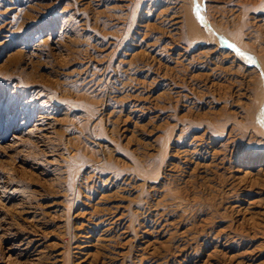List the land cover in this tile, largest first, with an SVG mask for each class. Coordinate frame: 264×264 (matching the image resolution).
<instances>
[{
    "label": "rangeland",
    "instance_id": "rangeland-1",
    "mask_svg": "<svg viewBox=\"0 0 264 264\" xmlns=\"http://www.w3.org/2000/svg\"><path fill=\"white\" fill-rule=\"evenodd\" d=\"M187 1L0 0V264H264V0Z\"/></svg>",
    "mask_w": 264,
    "mask_h": 264
},
{
    "label": "bare ground",
    "instance_id": "bare-ground-1",
    "mask_svg": "<svg viewBox=\"0 0 264 264\" xmlns=\"http://www.w3.org/2000/svg\"><path fill=\"white\" fill-rule=\"evenodd\" d=\"M186 2V1H185ZM187 2H189L188 4H189V15L191 14V10H192V6L194 5V4H198V5H201V0H188ZM197 5V6H198ZM203 5V4H202ZM194 7H196V6H194ZM193 7V8H194ZM197 8V7H196ZM202 9V8H201ZM201 9H200V11H201ZM194 10V9H193ZM195 12V11H194ZM198 13H199V15H200V12L199 11H197ZM196 12V13H197ZM192 15H193V12H192ZM192 15H190V17H189V23L191 24L190 25V35H201V37H204V39H205V41H206V43H211V44H217V42H218V40L216 39V38H210V37H208L207 36V34L205 33V31L204 30H202V29H200V28H198V26L196 25V23H195V20H194V18L192 17ZM197 15V14H196ZM196 15H193L194 17H196ZM198 16V15H197ZM203 16V15H202ZM199 17V16H198ZM197 18V17H196ZM202 18H204V16L202 17ZM201 18V19H202ZM200 19V20H201ZM203 20V19H202ZM197 21H199V18H198V20ZM204 21V20H203ZM202 21V22H203ZM180 22L181 21H178L177 23H175V25H179L180 24ZM209 22V21H208ZM212 24V27H213V30L215 31V34L216 35H219L220 37H223V38H228V40L229 39H231V43H232V41L233 42H235V43H237V45H235L234 44V46L235 47H233L234 49H235V53H237V55H240V57H241V60H242V58H244L245 60H246V58L244 57V56H246V54H245V52L247 53L248 51H252L251 53L253 54V56H254V51L253 50H251V49H249V47H248V44L246 43V42H244L243 40H242V38H241V36H237V35H235V34H231V33H229L228 32V30H226V29H224V28H222V27H220V26H218L217 24H215V23H211ZM203 25V24H202ZM210 25V24H209ZM205 26V25H204ZM203 26V27H204ZM192 27H193V29H192ZM209 27V26H208ZM207 28V27H206ZM205 28V29H206ZM209 29H211V28H209ZM208 29V30H209ZM214 33V32H213ZM210 34V33H209ZM214 34V35H215ZM215 35V36H216ZM220 40V39H219ZM227 40V41H228ZM224 41V40H223ZM226 42V41H225ZM223 45V44H222ZM231 45V44H230ZM233 45V44H232ZM226 46V45H225ZM255 58V57H254ZM253 61V60H252ZM247 62V61H246ZM262 65H263V73H262V77H264V64H263V62H262ZM261 79L259 78V81H258V83L255 85V87H254V90H255V92H253V107H252V119H251V121H252V123L253 124H255V126H256V130L261 134V135H264L263 134V131L264 130H262V127H261V122L262 121H264V78H263V80H261ZM258 90H260L259 91V94H258ZM264 127V126H263ZM264 129V128H263Z\"/></svg>",
    "mask_w": 264,
    "mask_h": 264
},
{
    "label": "snow or ice",
    "instance_id": "snow-or-ice-1",
    "mask_svg": "<svg viewBox=\"0 0 264 264\" xmlns=\"http://www.w3.org/2000/svg\"><path fill=\"white\" fill-rule=\"evenodd\" d=\"M262 126H264V121L261 122Z\"/></svg>",
    "mask_w": 264,
    "mask_h": 264
}]
</instances>
